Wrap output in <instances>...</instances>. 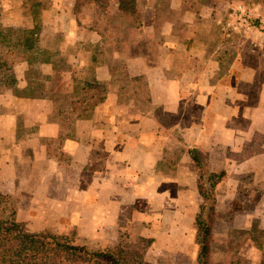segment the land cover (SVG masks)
<instances>
[{
  "label": "rangeland",
  "instance_id": "374dc122",
  "mask_svg": "<svg viewBox=\"0 0 264 264\" xmlns=\"http://www.w3.org/2000/svg\"><path fill=\"white\" fill-rule=\"evenodd\" d=\"M112 2L0 0V31L4 35L0 38V60L14 61L11 72H6L5 75L0 70V127L1 119L7 112L2 97L7 99L6 93L12 91L22 97H47L48 109L39 114V120L42 115L44 121L59 120L63 128L74 136L78 128L76 121L90 120L89 129L92 127L91 120H95L97 125L100 122L101 127L107 129L108 110L103 103L111 89L117 91L116 99L122 103L117 106L118 119L122 120L130 110L129 116L137 117L135 112H140L139 115L153 113L166 125L171 124L172 112L160 111L152 103L150 87L155 85L151 80L128 77L130 71L140 69L141 64L133 56L136 54H144L150 67H161L166 76H180V83L185 89L182 96L184 103L185 99H190L193 103L195 96L197 97L193 91L198 92L217 82V89H240L242 95H236L237 99H242L243 102L247 100L248 103L252 102L253 89L257 91L258 88H264V0H120V11L111 8ZM147 6L148 13L145 15L143 9ZM18 11L22 16H31L32 20L25 21V24L32 22V28L12 25ZM145 21L150 25L149 32ZM81 25L101 29L102 38L106 40L108 35L122 39L124 29L133 27L135 30L131 36L134 40L148 39L150 44L147 47L132 48L121 43L108 44L109 46L101 49V55L97 53L100 48L93 46L96 42L91 38V33L80 29ZM193 27L197 30L194 31ZM138 29H142L140 33ZM31 30L34 31L30 32ZM158 38L169 43L178 40L182 46L165 49L152 46L151 41ZM26 39L29 40L26 42ZM80 39H86L87 44H80ZM27 43L31 46H27ZM112 51L117 55H110ZM109 62L118 79L111 84L108 81H97L94 78L96 66ZM50 64L53 65L52 68ZM254 69L257 70V77L256 74L253 75ZM215 71L220 78L225 74L223 80L212 78ZM240 75L248 80H239ZM4 78H8L6 80L9 84L4 83ZM124 107L125 111H120ZM203 110V106L197 107V117ZM32 114L31 121L34 116ZM25 118L28 116L24 113L19 115L21 137L26 132L29 134V128L24 125ZM81 127L82 125L80 129ZM168 130L165 127L161 132ZM88 143L91 144V141ZM204 146L215 157L214 150L219 144L204 143ZM198 153L202 156L200 151ZM26 155L32 156V152L28 151ZM230 156L234 160L240 158L239 153L230 152ZM3 174L4 171L0 175V219L18 223L26 233L50 234L61 241H69L77 247L85 246L90 250H110L118 255L117 258L121 257L118 253L134 254L136 251L140 254L135 253V263L138 264H199L201 224L198 216L202 197L198 187L196 216L192 215L189 187H162L158 193L159 196L168 194L172 198H169V202L173 204L180 201V206L188 213L182 224L189 225L191 240L185 243L180 241L181 234L178 233H175L177 235L172 240L156 237V220L144 215L147 209L149 212L153 207L150 206L153 203L150 204L146 197L149 195L147 187L142 188L143 196L138 202L140 206L137 205L140 208L136 209L143 210V220L136 221L132 218L131 221L135 205L132 203V213L126 214L128 216L125 223L121 225L123 228H119L118 234L114 235L111 234L114 229L112 226L106 225L103 228L99 226L103 224H94L93 187H69L68 191L62 187L55 190L54 187L50 191L52 197L49 200L50 192L46 187L1 185ZM26 177L22 175V178H17V182L25 183ZM84 177L86 180L87 174ZM216 199L215 188V202ZM165 201L164 198L163 201L158 198L154 204L160 214L156 218L159 221L167 219L164 222L166 226L168 220L171 223L173 210L171 203L166 206ZM252 202L253 197L240 193L228 212L250 210ZM40 207L42 208L39 209ZM227 217L230 215L221 212L217 215L211 243L213 264H264V249L257 246L264 241V226L254 224L249 229L227 227L228 231H225ZM115 244L118 245L113 248Z\"/></svg>",
  "mask_w": 264,
  "mask_h": 264
},
{
  "label": "crops",
  "instance_id": "0c3cea01",
  "mask_svg": "<svg viewBox=\"0 0 264 264\" xmlns=\"http://www.w3.org/2000/svg\"><path fill=\"white\" fill-rule=\"evenodd\" d=\"M111 1H113L111 8L120 11V0ZM258 8L260 9L261 5ZM144 10L147 15L148 6ZM28 20H32L31 16H22L18 11L12 25L32 28V22L25 24ZM144 23L149 32L150 25L146 21ZM79 28L91 33V38L96 42L93 46L100 48L97 53L101 55H103L101 49L106 45L121 43L132 48L147 47L150 44L148 39L134 40L131 36L135 30L133 27L124 29L125 34L122 39L111 38L108 35L107 40L102 38V30L97 27L90 29V25H81ZM141 30L137 31L140 33ZM193 30L196 31L197 28L193 27ZM80 40V44H87L86 39ZM151 42L152 46L164 49L182 46L178 40L169 43L158 38ZM110 55L116 56L117 53L112 51ZM133 56L137 57L135 59L141 65L139 70L130 71L128 77L151 80L155 85L153 87L150 84L152 103L160 111L172 112L171 124L166 125L153 113L139 115L140 112H135L137 117L129 116L130 110L122 120L118 119L117 106L122 103L116 99L117 91L111 89L106 102L103 103L104 108L108 110L107 129L101 127L100 122L97 125L95 120H91L92 127L89 129L90 120L76 121L78 128L74 136L68 132V129L63 128L59 120L44 121L43 115L39 120V114L44 112L49 104L47 97H22L12 91L8 92L7 99L2 97L7 112L1 119L0 127V169L4 171L1 185L46 187L49 192L54 187L55 190L57 187H62L67 191L69 187H93L94 224H103L99 225L103 228L107 227L106 225L112 226L114 229L111 230V234L114 235L118 234L119 228H123L121 225L125 223V218L128 216L126 214L132 213V203L135 205L131 221L132 218L136 221L143 220L141 217L143 210L136 209L140 208L137 205L140 206L138 202L143 196L142 188L147 187L149 195H145L147 200H150V204L153 203L150 205L153 207L149 212L147 209L144 215L147 214L156 220L154 224L156 237L172 240L177 235L175 233H178L181 234L180 241L188 243L191 240L189 225L182 224L188 213L180 206V201L177 202L178 205L173 204L169 202L168 194L159 196L158 193L163 189L162 187H177V189L189 187L188 195L192 196V215L196 216L199 171L190 151L198 150L211 172L226 173L216 185V209L218 213L230 215L224 224L227 229L225 231H228L229 227L249 229L254 224L264 226V88H258L257 91L253 89L252 102L248 103L247 100L243 102L242 99H237L236 95H242L240 89L229 87L217 89V82L216 85L199 89L198 92L193 91L197 95L193 103L190 99H185L184 103L182 96L185 89L180 83V76H166L161 67L151 68L144 54ZM125 58L129 59L127 56ZM52 67L53 65L50 64V68ZM254 70H252L253 75L257 71ZM213 75L212 78L218 81L223 80L225 76L224 74L222 78L218 77L219 73L216 71ZM255 76L257 77V74ZM94 78L97 81H108L110 84L118 79L110 62L96 66ZM239 80L248 79L240 75ZM244 93L248 95L247 92ZM202 106L204 110L197 117V107L202 108ZM125 109V107L124 110L120 108V111ZM22 113L28 116L24 125L29 128V134L26 132L21 137L18 119ZM31 114L34 115L33 121ZM85 124H87V132H85ZM165 127L169 130L162 133L161 129ZM89 141L91 144L88 143ZM204 143L219 144L214 150L215 157L208 153L209 149ZM28 151L32 152V156L26 155ZM203 152L206 154L203 155ZM230 152L239 153L240 158L234 160ZM219 166L220 168H217ZM85 174L88 177L86 180ZM22 175L27 176V183L17 182V178H22ZM240 193L253 197L251 209L228 212L232 202ZM51 197L50 192L48 199L50 200ZM158 198L162 201L163 198L166 199L165 205L171 203L172 206L173 217L170 224L169 220L167 221L166 226L164 222L167 219L159 221L156 218L160 216L154 204ZM189 201L191 202V198Z\"/></svg>",
  "mask_w": 264,
  "mask_h": 264
},
{
  "label": "trees",
  "instance_id": "16d2710c",
  "mask_svg": "<svg viewBox=\"0 0 264 264\" xmlns=\"http://www.w3.org/2000/svg\"><path fill=\"white\" fill-rule=\"evenodd\" d=\"M3 36L0 31V38ZM27 44L31 46L30 43ZM13 66L14 61L0 60V70L5 75L6 72H11ZM6 79L8 78L3 79L4 83L9 84ZM190 153L199 171L198 189L202 197L198 216L201 224L199 264H213L211 243L218 215L215 188L226 173L211 172L198 151L191 150ZM257 246L264 249V241ZM135 253L139 254L136 251L134 254L118 253L121 257L117 258L118 255L110 250H90L85 246L77 247L69 241H61L50 234L26 233L18 223L0 219V264H138L135 263Z\"/></svg>",
  "mask_w": 264,
  "mask_h": 264
}]
</instances>
